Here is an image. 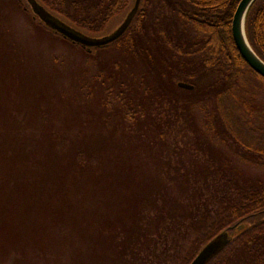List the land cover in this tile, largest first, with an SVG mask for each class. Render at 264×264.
Here are the masks:
<instances>
[{
	"label": "trees",
	"instance_id": "16d2710c",
	"mask_svg": "<svg viewBox=\"0 0 264 264\" xmlns=\"http://www.w3.org/2000/svg\"><path fill=\"white\" fill-rule=\"evenodd\" d=\"M36 1L91 35L103 34L129 10V0ZM239 2L142 0L118 40L88 52L38 22L25 0H0L4 15L18 13L31 31L75 48L85 64L96 62L105 52L132 62L120 74L119 69L99 67L93 75L103 93L94 116L107 121V137L52 131L44 116L49 105L43 100L42 79L28 73L29 64L22 57L1 63L0 102L11 86L20 87L23 98L17 103L18 95L14 96L17 107L12 110L0 104V121L15 123L0 133L8 148V152L0 149L5 161L0 167L5 179L11 178L9 186L0 180V198L4 190L9 192V200L0 201V210L9 215L22 194L30 200H24L25 211L32 214L31 221L14 214L3 222L2 229L15 231L16 245L30 232L35 235L34 246L41 249L51 223L58 235H70L69 228L86 242L89 251L84 258L81 255L84 260L76 251L72 264H190L217 235L245 224L244 231L208 264H264V182L243 172L223 150L252 169L264 168V78L246 65L232 39L231 22ZM244 28L251 49L264 62V0L252 3ZM8 35L3 25L1 53H17L18 44ZM52 73L49 89L57 80ZM179 82L193 90L179 89ZM82 91L68 104L88 111L93 93ZM66 95L59 92L63 99ZM28 98L43 105L35 107L43 115L27 109ZM158 100L167 105L171 138L152 124L145 108L154 109ZM30 116H37L41 127L38 145L33 146L23 143L26 130L19 123ZM113 119L120 128L135 127L127 129L135 138L125 139L119 130L112 134ZM172 128L184 133L181 141L192 145L178 147L174 140L178 133ZM129 153L135 155L129 158ZM152 165L153 169L147 167ZM85 200L96 207L89 215L79 212L75 226L72 221ZM45 216L55 223L39 219Z\"/></svg>",
	"mask_w": 264,
	"mask_h": 264
},
{
	"label": "rangeland",
	"instance_id": "374dc122",
	"mask_svg": "<svg viewBox=\"0 0 264 264\" xmlns=\"http://www.w3.org/2000/svg\"><path fill=\"white\" fill-rule=\"evenodd\" d=\"M135 1L136 0H129V10L134 6ZM141 2L142 0H140L139 7L141 6ZM18 15V13L14 12L8 15H4V13H2V11L0 10V19H2L0 21V30H2V27L4 25L9 32L7 39L18 44L17 53L9 54L8 51H5L4 53L8 54H2V50H0V66L1 63L5 61V59H11V57H22L25 63L29 64V71L27 70L28 73L35 77L38 75L37 77L39 79H42L40 80L43 81L41 82L42 85H40V88L43 91V100L49 105L46 114L44 112V116L50 122L49 126L52 131L63 133L67 136L72 137L77 131L82 132V134L87 132L88 135L91 136H109L110 134L108 132H110V130L106 129L105 127L107 121H105L102 117L100 118L98 116H94V114H98L99 109L96 108V106H98L97 99L101 97V94L103 93L100 90L98 84L93 81V75L97 74L101 70L99 67H109L112 71H117L119 69L120 71L118 72V74H120L121 69L126 66V64L127 66L132 64L131 59H126L123 57L120 58L121 55L115 52H105L104 54L97 57L98 59L96 62L95 60H93L91 62H88V64H85V58L79 56V52L75 48H72L70 45L57 39L52 40L43 38L34 31H31L28 22L22 19L20 15ZM123 18L124 16L113 20L103 34H110L121 23ZM0 42L3 43V41H1V38ZM6 61L8 62L9 60ZM115 64L117 65V68ZM87 69H89L88 72L85 71ZM25 70L26 69H23V71ZM123 70H125V68H123ZM52 71L53 73L51 74V76L57 78V80L56 85L50 87L49 89L46 84H49L48 77H50L49 73H51ZM130 72H132L131 74H133V69L130 70ZM8 89L9 92H6V97L0 102V104L8 106L12 110V107H17V105L14 103V96L18 95L16 99L17 103L22 102L23 98L22 95H20V87L14 88L11 86L8 87L7 90ZM81 89L83 90V95L87 94L89 90L91 93H93V98H91V100L89 101L90 108L88 109V111L90 110L93 113L85 111L84 108L79 109L77 106H70V104H68L72 98L78 97V93L81 92ZM60 91H63V93L67 94V99H63L62 96H59ZM10 96H12L14 99H12ZM25 105L28 110H31L32 113L36 115H43L41 111L40 114H38V110L35 109V107L38 109H42L43 107V105H38V102H34L28 98L25 101ZM145 108H147L148 113L152 115V119H150L152 120V124H154V126L155 124L159 125V127H155L161 128L163 130L162 132H166V135L169 138L170 131L167 124L169 118L165 113V109H167V105L165 104V102H163L162 100H158L153 105L154 109L148 106ZM31 112L29 115H31ZM170 118L174 119L175 116H171ZM27 119L29 121H25V119H22V121L19 122L21 127L26 130V136H21V138H24L23 143L29 144L31 146L38 145L37 141L39 138V129L41 128L39 127V118L37 116H30ZM112 122L113 126L110 127L112 134L116 130H119L121 131V134L119 136L124 137L125 139H130L131 137L135 138L133 136V132H131L135 127L131 129L129 128V125H125L127 128H120V124L118 123V121L114 120ZM14 124L15 123L13 121H0V133L4 135L10 129L14 128ZM171 130L177 132L178 129L172 128ZM177 133L178 136H176L174 140L178 143V147H183V149H185V147H189L190 145H192V143L190 142L186 143L185 140L181 141L184 133ZM174 135H176V133ZM5 142L6 136L3 137V139L0 141V149L6 150L5 152H8V148ZM223 150L226 155L231 158V160H233V162H236L235 165L241 168L243 172H246L248 175L253 177L258 176L264 182V168L252 169V167L235 160L234 156V159H232L233 152L229 154L227 149L223 148ZM198 153L200 152L198 151ZM133 155L132 153H129L128 156L129 158H131ZM3 163H5V161L0 159V164ZM153 166L154 165L147 167H152L153 169ZM4 171L5 170L0 167V180L7 181V186H9L11 178L5 179V177L2 175ZM21 179H23V177ZM8 200L9 192L4 190L0 201L5 202ZM24 200H26V198L24 199L23 195L21 194L19 196V199L12 204L9 215L6 213V211L0 210V264H72V262L74 261V253L76 251H78V255H80V260H84L81 258V255L84 258L89 251L87 249L88 246L84 245L86 242L82 241L79 237H76L69 228L67 229V233L69 232L70 235L65 233L58 235V232L55 231V228H51V223L46 233L48 238L43 242V247L41 249H39L37 246H34L35 243L33 242V238L35 237V235L30 232H27L25 239H23V242L16 245L13 242L12 237L15 231L7 229L4 230L1 226H4L3 222L7 221L10 215L14 214H16L18 219L21 218L25 221L32 220V214H29L25 211ZM80 202H82V206L84 207L79 209V211H77V213L75 214V217L72 221L75 226L79 222L80 216L77 215L79 212H83L89 215V213H91V211L96 207V205H92L93 207H90L91 204H89L87 200ZM34 218L36 220L38 219L37 216ZM39 219L48 221L49 219L52 220L50 216L39 217ZM80 223H82V227L84 228V221H80ZM71 225L73 226V224ZM15 230H18V227H15ZM167 243L169 246V237H167ZM15 249H19V252L17 253ZM159 249H165V247L159 245ZM106 264L109 263L106 262Z\"/></svg>",
	"mask_w": 264,
	"mask_h": 264
},
{
	"label": "water",
	"instance_id": "95a60500",
	"mask_svg": "<svg viewBox=\"0 0 264 264\" xmlns=\"http://www.w3.org/2000/svg\"><path fill=\"white\" fill-rule=\"evenodd\" d=\"M255 0H240L233 14L231 22V35L234 45L246 65L257 75L264 78V62L251 49L245 35L244 22L246 14ZM31 14L34 18L52 32L60 35L62 38L81 46L88 52L91 49L105 47L118 40L132 23L140 0H136L134 6L124 15L121 23L108 35H91L71 26L59 17L47 11L36 0H25ZM177 87L182 90L191 91L193 87L189 84L179 82ZM246 228L245 224L230 228L232 232L223 231L211 241H209L194 257L190 264H208L217 256L238 234Z\"/></svg>",
	"mask_w": 264,
	"mask_h": 264
}]
</instances>
